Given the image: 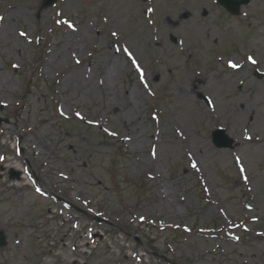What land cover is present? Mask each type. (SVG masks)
<instances>
[{
	"label": "rangeland",
	"instance_id": "1",
	"mask_svg": "<svg viewBox=\"0 0 264 264\" xmlns=\"http://www.w3.org/2000/svg\"><path fill=\"white\" fill-rule=\"evenodd\" d=\"M42 7L0 0V264H264V0Z\"/></svg>",
	"mask_w": 264,
	"mask_h": 264
},
{
	"label": "bare ground",
	"instance_id": "2",
	"mask_svg": "<svg viewBox=\"0 0 264 264\" xmlns=\"http://www.w3.org/2000/svg\"><path fill=\"white\" fill-rule=\"evenodd\" d=\"M121 68L118 64H114L112 67H109L108 70H105L104 77L102 78V83L96 84L98 87L106 88L109 83H113L116 80L117 74L120 73ZM86 85L88 88H91L93 86V83L86 82ZM94 84V87L96 86ZM137 88V90L135 89ZM133 90H129L125 97L123 98L121 103H112L109 102L108 108L110 111L113 112L114 117L117 118L120 122H125L124 126V144L127 146H131L133 149L136 147L138 148L141 146V141L139 140L141 131L138 130V127L134 125V118L138 114V110H140L139 102H140V90L137 86H135ZM19 120L16 124V127L18 126ZM48 151V150H45ZM44 154V153H43ZM38 156V153H37ZM168 190H172L171 186H166V191L169 194ZM161 206L164 207L167 204L169 205V208L173 209V203L169 199L170 196L165 195L164 189H161ZM52 192H50L49 195H51Z\"/></svg>",
	"mask_w": 264,
	"mask_h": 264
},
{
	"label": "water",
	"instance_id": "3",
	"mask_svg": "<svg viewBox=\"0 0 264 264\" xmlns=\"http://www.w3.org/2000/svg\"><path fill=\"white\" fill-rule=\"evenodd\" d=\"M57 0H45V4L43 8H48L49 6H52L54 3H56ZM221 5H223L230 13L233 15H239L240 9L242 5H248L250 3V0H220ZM207 13H205L206 15ZM257 77L259 79L262 78V75L257 73ZM2 121L0 120V123ZM213 143L217 146V148H232L234 141L228 137L225 136V132L223 130H218L213 134ZM18 176V175H17ZM15 176L12 175L11 178L13 179ZM6 245V239L5 237L0 234V247H3Z\"/></svg>",
	"mask_w": 264,
	"mask_h": 264
},
{
	"label": "snow or ice",
	"instance_id": "4",
	"mask_svg": "<svg viewBox=\"0 0 264 264\" xmlns=\"http://www.w3.org/2000/svg\"><path fill=\"white\" fill-rule=\"evenodd\" d=\"M65 23H68V22L65 21ZM68 27H69V28H73L74 26H73L72 24L68 23ZM21 35H24V33H21ZM230 66H231V67H236L235 64H232V65H230Z\"/></svg>",
	"mask_w": 264,
	"mask_h": 264
}]
</instances>
